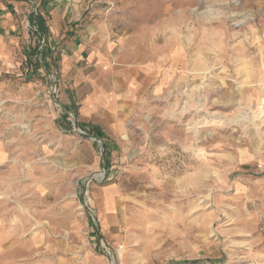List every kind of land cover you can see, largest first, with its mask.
<instances>
[{
  "label": "rangeland",
  "instance_id": "rangeland-1",
  "mask_svg": "<svg viewBox=\"0 0 264 264\" xmlns=\"http://www.w3.org/2000/svg\"><path fill=\"white\" fill-rule=\"evenodd\" d=\"M103 23L161 57L120 131L62 104ZM0 264H264V0H0Z\"/></svg>",
  "mask_w": 264,
  "mask_h": 264
},
{
  "label": "crops",
  "instance_id": "crops-1",
  "mask_svg": "<svg viewBox=\"0 0 264 264\" xmlns=\"http://www.w3.org/2000/svg\"><path fill=\"white\" fill-rule=\"evenodd\" d=\"M49 34L48 29L46 37ZM116 37L105 23L88 25L75 33L61 54L65 87L69 84L71 88L63 92L62 104L75 114L79 110L83 117H103L107 125L113 124L120 131L128 108L151 86L158 70L153 63L161 57H155L149 45L137 40L138 34L129 39ZM89 122L79 125H88L91 133L104 138L101 125Z\"/></svg>",
  "mask_w": 264,
  "mask_h": 264
},
{
  "label": "trees",
  "instance_id": "trees-1",
  "mask_svg": "<svg viewBox=\"0 0 264 264\" xmlns=\"http://www.w3.org/2000/svg\"><path fill=\"white\" fill-rule=\"evenodd\" d=\"M35 25H37V32L43 36V39H46V34L48 33V27L46 25V20L41 14H35ZM36 54V52H35ZM44 59V58H42ZM48 65H46L47 67ZM66 111H68V108H65ZM90 135V134H89ZM100 138V137H97ZM104 147L106 150V154L109 155L110 153L107 151V144L104 143Z\"/></svg>",
  "mask_w": 264,
  "mask_h": 264
},
{
  "label": "water",
  "instance_id": "water-1",
  "mask_svg": "<svg viewBox=\"0 0 264 264\" xmlns=\"http://www.w3.org/2000/svg\"><path fill=\"white\" fill-rule=\"evenodd\" d=\"M105 151H106V150H105V148H104V151L102 152V155H104ZM90 180H92V178H91V179H89V181H90Z\"/></svg>",
  "mask_w": 264,
  "mask_h": 264
},
{
  "label": "bare ground",
  "instance_id": "bare-ground-1",
  "mask_svg": "<svg viewBox=\"0 0 264 264\" xmlns=\"http://www.w3.org/2000/svg\"><path fill=\"white\" fill-rule=\"evenodd\" d=\"M207 9V8H206ZM205 12V11H204ZM103 174V173H102Z\"/></svg>",
  "mask_w": 264,
  "mask_h": 264
}]
</instances>
